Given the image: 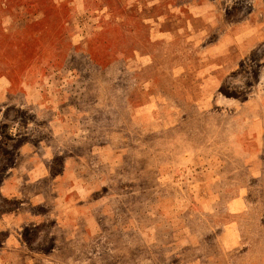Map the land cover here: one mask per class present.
<instances>
[{
	"label": "rangeland",
	"instance_id": "rangeland-1",
	"mask_svg": "<svg viewBox=\"0 0 264 264\" xmlns=\"http://www.w3.org/2000/svg\"><path fill=\"white\" fill-rule=\"evenodd\" d=\"M0 264H264V0H0Z\"/></svg>",
	"mask_w": 264,
	"mask_h": 264
}]
</instances>
